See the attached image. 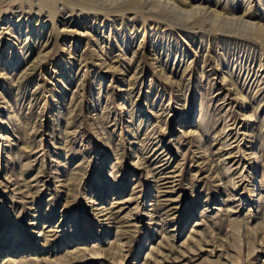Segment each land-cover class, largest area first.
<instances>
[{"label": "rangeland", "instance_id": "rangeland-1", "mask_svg": "<svg viewBox=\"0 0 264 264\" xmlns=\"http://www.w3.org/2000/svg\"><path fill=\"white\" fill-rule=\"evenodd\" d=\"M0 264H264V0H0Z\"/></svg>", "mask_w": 264, "mask_h": 264}]
</instances>
